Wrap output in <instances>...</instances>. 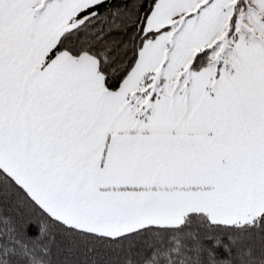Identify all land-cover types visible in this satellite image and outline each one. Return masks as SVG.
Masks as SVG:
<instances>
[{"label": "snow or ice", "instance_id": "6c2138e0", "mask_svg": "<svg viewBox=\"0 0 264 264\" xmlns=\"http://www.w3.org/2000/svg\"><path fill=\"white\" fill-rule=\"evenodd\" d=\"M0 264H264V0H0Z\"/></svg>", "mask_w": 264, "mask_h": 264}]
</instances>
